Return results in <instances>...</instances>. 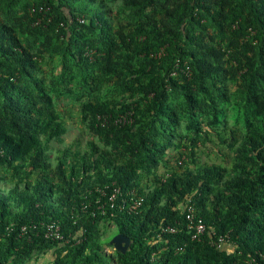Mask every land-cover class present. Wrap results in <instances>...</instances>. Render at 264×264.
Segmentation results:
<instances>
[{"label": "trees", "instance_id": "obj_1", "mask_svg": "<svg viewBox=\"0 0 264 264\" xmlns=\"http://www.w3.org/2000/svg\"><path fill=\"white\" fill-rule=\"evenodd\" d=\"M62 97L93 139L54 165ZM207 145L221 163L199 164ZM115 189L142 206L98 209ZM0 264H264V0H0Z\"/></svg>", "mask_w": 264, "mask_h": 264}, {"label": "rangeland", "instance_id": "obj_2", "mask_svg": "<svg viewBox=\"0 0 264 264\" xmlns=\"http://www.w3.org/2000/svg\"><path fill=\"white\" fill-rule=\"evenodd\" d=\"M51 67L52 66L48 65L45 67V69L50 71ZM56 70L57 72H59L61 68L58 67L56 68ZM104 97H106L105 93H104ZM56 108L65 122V125L67 127V132L61 137L60 140H56V141L54 140L49 145L50 156L54 165L57 163L58 156H60L66 148L73 147V150L79 148L84 150L87 149L88 141L93 139L88 128L82 122L80 115V105L77 102H75L73 98L62 97L57 101ZM231 113L232 112H230L229 114ZM229 121L233 122V118H230ZM180 132L182 136L186 134V130H184V128H182ZM200 152L201 154L199 155V164L201 166L205 164L221 163V157L218 156V154H216L217 148L207 145L206 147H202ZM185 155H188V151H186L183 148L179 150H171L168 153L167 158L173 156L175 159H172L171 165L178 166L176 162H178V159L180 157H181V161L188 162L187 160L188 158L185 157ZM160 171L162 173H165V169L163 167H161ZM100 227H101L102 239L104 240L103 244L105 246V253L108 256L114 255L115 250L110 245V242L117 235V227L111 223L101 224ZM108 244L110 246H108ZM50 258L51 255H46L45 258L43 259V262L50 260Z\"/></svg>", "mask_w": 264, "mask_h": 264}, {"label": "built area", "instance_id": "obj_3", "mask_svg": "<svg viewBox=\"0 0 264 264\" xmlns=\"http://www.w3.org/2000/svg\"><path fill=\"white\" fill-rule=\"evenodd\" d=\"M121 122L126 124L128 122V118L125 117L123 120H121ZM100 192H101V197L107 198L106 204H102L100 200L97 201V204L99 206L98 209L100 210H102L106 206H109L110 208L114 209L117 206L116 202L118 201L119 197H123L120 208L123 209L125 207V204H128L131 202L130 203L131 205L129 207L130 212H133V211L135 212L142 206V203L144 201L143 197L141 196H139V198L136 199L135 194L134 193L131 194V192L126 194V196L124 197L123 193L121 192V189H115L110 196H108L107 192L105 191L101 190ZM130 196L132 197L130 198V202H129ZM187 206H186L187 209L185 208L186 209V212H185L186 221H187L188 228L192 231V239L194 241H201L205 238L207 234V225L201 218L196 217V212H195V208L193 205H187ZM25 230L26 228L24 227L23 231ZM177 231H178L177 228L172 227V226L162 229V233H168V234H175L177 233ZM44 236L46 239L52 240V241L64 240L63 230H62V226L60 225V223L52 222L48 224L46 226ZM210 237H211L210 244L214 247H217L218 249H223L231 245L230 239L226 235L225 236L221 235L218 237V239H216L217 237L215 238V235L214 237L210 235Z\"/></svg>", "mask_w": 264, "mask_h": 264}, {"label": "water", "instance_id": "obj_4", "mask_svg": "<svg viewBox=\"0 0 264 264\" xmlns=\"http://www.w3.org/2000/svg\"><path fill=\"white\" fill-rule=\"evenodd\" d=\"M132 241L123 234H117L110 242L115 251L125 254L131 247Z\"/></svg>", "mask_w": 264, "mask_h": 264}]
</instances>
